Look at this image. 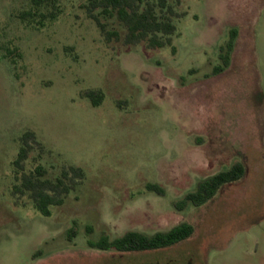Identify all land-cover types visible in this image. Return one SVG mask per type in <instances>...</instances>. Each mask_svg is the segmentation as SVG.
I'll return each instance as SVG.
<instances>
[{
	"label": "rangeland",
	"instance_id": "374dc122",
	"mask_svg": "<svg viewBox=\"0 0 264 264\" xmlns=\"http://www.w3.org/2000/svg\"><path fill=\"white\" fill-rule=\"evenodd\" d=\"M85 2L61 0L38 27L19 17L29 0H0V264H264V0H171L177 32L158 49L107 42ZM231 26L232 62L215 75ZM90 89L103 92L97 106ZM28 131L39 145L25 171L85 172L48 216L13 189ZM238 160L243 179L176 206ZM185 220L195 233L170 247L90 246Z\"/></svg>",
	"mask_w": 264,
	"mask_h": 264
},
{
	"label": "trees",
	"instance_id": "16d2710c",
	"mask_svg": "<svg viewBox=\"0 0 264 264\" xmlns=\"http://www.w3.org/2000/svg\"><path fill=\"white\" fill-rule=\"evenodd\" d=\"M82 7L86 9L88 17L94 20L107 42H122L126 46L144 42L150 49L173 45L177 32L175 17L180 14L171 0H87ZM61 11V0H29V8L22 10L19 17L23 22L43 27L47 20H55ZM239 32L237 26L229 28L227 39L220 45L219 63L214 66L213 74H219L231 65ZM86 96L94 106L103 100V92L99 89L88 90ZM32 142L39 145L35 133L28 131L22 138V145L14 160L15 166L22 170V175L13 189L20 197L26 195L43 215L48 216L52 214L53 206L65 202L68 193L77 187L85 172L79 166H70L64 167L59 176L50 177L48 169L38 163L25 171L26 162L35 147ZM246 171L243 161H235L229 168L199 179L195 190L188 192L175 204L177 207L189 204L202 206L212 200L224 185L243 179ZM151 187L160 193L164 192L159 185ZM195 230L196 226L185 220L168 230H159L153 234L128 230L114 238L103 236L98 242L90 243V246L120 252L155 250L185 241L193 236Z\"/></svg>",
	"mask_w": 264,
	"mask_h": 264
},
{
	"label": "flooded vegetation",
	"instance_id": "af4514ba",
	"mask_svg": "<svg viewBox=\"0 0 264 264\" xmlns=\"http://www.w3.org/2000/svg\"><path fill=\"white\" fill-rule=\"evenodd\" d=\"M188 264H192L191 261H189Z\"/></svg>",
	"mask_w": 264,
	"mask_h": 264
},
{
	"label": "crops",
	"instance_id": "0c3cea01",
	"mask_svg": "<svg viewBox=\"0 0 264 264\" xmlns=\"http://www.w3.org/2000/svg\"><path fill=\"white\" fill-rule=\"evenodd\" d=\"M217 195V194H216ZM196 231V230H195Z\"/></svg>",
	"mask_w": 264,
	"mask_h": 264
}]
</instances>
